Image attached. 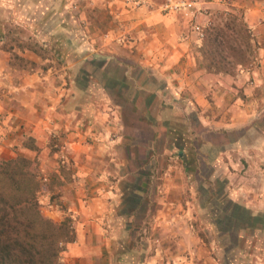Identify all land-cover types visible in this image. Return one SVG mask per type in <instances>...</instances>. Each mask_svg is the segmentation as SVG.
Segmentation results:
<instances>
[{"label": "crops", "instance_id": "1", "mask_svg": "<svg viewBox=\"0 0 264 264\" xmlns=\"http://www.w3.org/2000/svg\"><path fill=\"white\" fill-rule=\"evenodd\" d=\"M193 1L195 18L181 11L127 9L117 1L122 19H137L130 44L98 42L90 45L91 51H70L91 54L99 75L97 85L88 87L92 99L86 104L73 105L74 91L81 90L72 83L76 77L71 86L66 71V80L57 79L56 67L44 69L41 64L49 59L34 52L26 55L37 64L35 69L19 67L0 44V153L26 151L23 141L31 137L42 169L53 166L44 174L48 183L58 182L56 191L71 195L66 204L76 238L66 244L61 264H137L142 253L156 264L164 258L194 264L199 239L190 211L195 209L193 183L199 173L188 168L192 160L197 164L208 159L196 150L197 139L204 148L223 151L216 158V177L226 180L230 200L264 213V46L255 67L234 74L210 72L199 56L200 38L190 29L208 16L209 8H243L252 35L264 38V0ZM13 2L0 0V29L14 22ZM50 28L49 35H58L55 44L66 70L67 32ZM105 31L119 33L108 22ZM104 98L110 106L100 103ZM251 132L261 133L253 138ZM57 133L61 149L53 153L50 137ZM228 133L235 135L229 138ZM172 134L180 149L176 157L166 147ZM134 197L140 198L135 205L129 203ZM143 203L150 213L135 220ZM149 225L155 228L153 234L136 239L133 230ZM247 225V235L239 234L247 245L237 252V264H264V222L250 233ZM166 228L169 236L163 233ZM147 239L155 245L151 252Z\"/></svg>", "mask_w": 264, "mask_h": 264}, {"label": "rangeland", "instance_id": "2", "mask_svg": "<svg viewBox=\"0 0 264 264\" xmlns=\"http://www.w3.org/2000/svg\"><path fill=\"white\" fill-rule=\"evenodd\" d=\"M15 1V0H14ZM13 2L14 8L13 16L14 22L7 21L5 25L0 29V44L1 49L10 56V60L13 61L17 66L35 69L37 64L31 59L27 58L28 52H34L37 55L43 57V59H49L44 64H41L44 69H47L49 66L56 67L57 72L55 73L57 79L66 80L68 84L71 80L75 79L72 83L81 90H77L79 93L74 91V96L72 101L73 105H78L80 103L86 104L91 102V92L88 91V87L91 88L93 85H97V70L92 67L91 58L93 56L89 53L77 55L74 51L78 48L80 51L90 50V45L98 46L108 43L109 41L116 42L120 46L123 44H130L132 39V33L137 26V19L133 20H124L122 19L123 9L118 7V2H121L123 5H126L127 9H140L147 7L149 9H157L162 13L169 12L164 7V4L168 0H16ZM23 1H26L24 3ZM32 2V3H30ZM221 4L223 2L219 1ZM16 3V4H15ZM224 3H227L226 1ZM153 7V8H152ZM6 10V9H4ZM113 11V13H112ZM210 12L208 16L204 19H199L197 22H194L190 27L191 32H196V35L200 38V45L203 41L205 33L209 30L211 31L216 27H224L227 24H230L228 30L230 44H233L237 47L240 45L242 48L248 47L247 51V64L245 66L236 65V57L233 55L229 56L226 61L231 66H234V74L239 69H250L257 65L258 56L260 53V47L264 46V38L261 36L252 35L251 29L248 27V23L245 20V10L243 8L231 10L226 7H215L209 8ZM49 14V15H48ZM20 15V16H19ZM49 16V17H48ZM184 16V15H183ZM111 17V18H110ZM186 17V16H185ZM49 18V19H48ZM110 18V19H109ZM3 22V21H2ZM109 23L110 26L116 27L119 29V33L112 35L110 32L105 31L106 23ZM67 24V25H66ZM199 25L200 29H195V26ZM51 27V28H50ZM65 28L63 32H67L65 37V43L69 44V52L67 59H69V65L66 70L64 69V59L60 60V54L57 49L58 36L55 33V36L49 35L47 28L52 30ZM103 28V30H102ZM248 28L249 32H246ZM101 29V30H99ZM48 30V32H47ZM98 31H101V34H97ZM99 42V44H97ZM91 51V50H90ZM199 52V50H198ZM200 58L203 60L205 66L207 60L199 52ZM78 59V62L75 63V59ZM74 60V61H73ZM51 64V65H50ZM58 71H62L60 77ZM64 71L67 72L66 79L64 77ZM96 71V72H95ZM96 74V75H95ZM71 86V83H70ZM73 87V86H72ZM3 91V90H2ZM101 95L103 93L101 92ZM108 100L104 98L102 102L108 105ZM110 104V103H109ZM107 105H100L99 107L105 108ZM110 106V105H108ZM112 106V105H111ZM108 110V109H107ZM105 112V111H104ZM107 113V111H106ZM112 118H115V115L110 114ZM264 125V124H261ZM114 132V131H113ZM261 132H251L248 136L255 138L260 136ZM116 133H111L113 137ZM216 135V134H212ZM229 138L234 136L235 133L226 134ZM217 136V135H216ZM117 138V137H116ZM168 141L167 145L170 146V150L174 152V156H177L179 152L178 138L174 137L173 134ZM60 140V135L53 134L50 137L52 143L51 152L58 153L60 151V146L58 141ZM175 140V142L173 141ZM28 143V145H27ZM195 143V148L198 153L203 156L207 155V162H195L192 160L190 163L191 167L195 168V174L199 173L194 181L195 186V209L190 211L191 222L199 239V243L196 244V254L194 259V264H237V252L244 248L247 245L246 239L239 238V234L247 235V232H243V225H247L245 230L251 231L255 229L257 223L264 222V213L256 214L251 209H246L244 205H241V202L235 203L230 200L232 196L229 192V186L224 179H218L223 177H216V158L221 156L222 150L220 147H202L200 141L197 139ZM34 144L33 139L29 136H26V139L23 141V148L26 151L20 153H10V150H5L0 153V158H11L16 157L17 155H27L31 158H37L39 150L36 146V149L31 146ZM26 145V146H25ZM35 145V144H34ZM10 149H13L12 147ZM38 150V153L37 151ZM191 147H186L185 152H190ZM239 150H232V153ZM24 152H26L24 154ZM192 153V151H191ZM197 153V154H198ZM226 157V155L223 153ZM238 155V154H236ZM236 155H232L233 157ZM39 162V178L41 180L42 189L39 192V204L43 214L53 220L60 221L67 216H71L74 223V217L71 215V212L68 210L66 200L71 198V195L61 193V191H56V186H59V183L49 182L44 180V174L49 171L51 173L52 165L45 167V170L42 169L41 160ZM56 165L60 166L59 157L55 158ZM195 165V166H194ZM54 168H56L54 166ZM54 172V171H53ZM220 180V181H219ZM138 189L141 187L139 181ZM192 186V185H190ZM59 189V188H58ZM192 195V192H191ZM188 195H183L182 199L187 198ZM192 198V196H190ZM229 197V198H228ZM138 197L131 199L129 203H138L140 200ZM186 201V200H185ZM185 203V202H184ZM143 210L138 213L140 216H135V220H143L146 218V215L150 213L145 209V205H142ZM211 209V210H209ZM213 221L211 225L210 222ZM158 229V228H157ZM133 230V228H131ZM130 230V231H131ZM155 228L152 226L147 227H137L133 230L136 235V239H140L141 236L152 235ZM170 229H164V235H170ZM129 233V232H128ZM131 238L130 235L128 237ZM147 245L149 246V252L153 251L154 244L149 242L147 239ZM152 245V247H150ZM139 248V246H137ZM179 248V245H175ZM150 254V253H148ZM141 260L146 259V263L152 261L151 264H156L155 260L151 258H146V253H142ZM141 260H136V263ZM179 261L177 259H168L164 258L162 260L163 264H173L174 262ZM181 262V260H180ZM140 264V263H139ZM159 264V263H158Z\"/></svg>", "mask_w": 264, "mask_h": 264}, {"label": "trees", "instance_id": "3", "mask_svg": "<svg viewBox=\"0 0 264 264\" xmlns=\"http://www.w3.org/2000/svg\"><path fill=\"white\" fill-rule=\"evenodd\" d=\"M229 26L208 30L198 48L210 72L233 73L235 64L226 61L231 55L236 65L247 64L248 47L230 44ZM38 165L27 155L0 158V264H61L66 244L76 238L71 216L56 221L41 211Z\"/></svg>", "mask_w": 264, "mask_h": 264}, {"label": "built area", "instance_id": "4", "mask_svg": "<svg viewBox=\"0 0 264 264\" xmlns=\"http://www.w3.org/2000/svg\"><path fill=\"white\" fill-rule=\"evenodd\" d=\"M221 2H227V0H219ZM164 7L167 10L171 11H181L182 14L186 17H196L197 11H196V5L193 0H168ZM195 29L199 30L200 26L196 25ZM44 180L46 178L44 177Z\"/></svg>", "mask_w": 264, "mask_h": 264}]
</instances>
